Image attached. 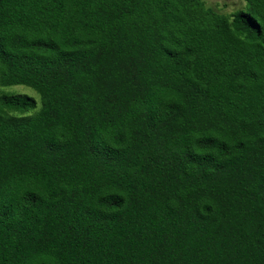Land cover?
<instances>
[{"label": "trees", "instance_id": "obj_1", "mask_svg": "<svg viewBox=\"0 0 264 264\" xmlns=\"http://www.w3.org/2000/svg\"><path fill=\"white\" fill-rule=\"evenodd\" d=\"M242 1L0 0V264H264Z\"/></svg>", "mask_w": 264, "mask_h": 264}, {"label": "rangeland", "instance_id": "obj_2", "mask_svg": "<svg viewBox=\"0 0 264 264\" xmlns=\"http://www.w3.org/2000/svg\"><path fill=\"white\" fill-rule=\"evenodd\" d=\"M206 2L209 6L214 7L216 10H220L227 13L243 8L245 5L242 0H206ZM9 91H13L15 93L20 94H27L37 98L35 92L25 86L10 87Z\"/></svg>", "mask_w": 264, "mask_h": 264}]
</instances>
